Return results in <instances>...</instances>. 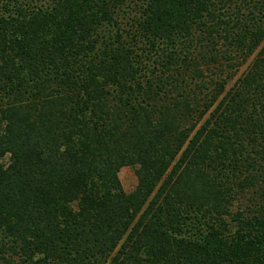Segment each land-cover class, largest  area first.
Returning a JSON list of instances; mask_svg holds the SVG:
<instances>
[{"label": "trees", "instance_id": "16d2710c", "mask_svg": "<svg viewBox=\"0 0 264 264\" xmlns=\"http://www.w3.org/2000/svg\"><path fill=\"white\" fill-rule=\"evenodd\" d=\"M0 264H264V0H0Z\"/></svg>", "mask_w": 264, "mask_h": 264}, {"label": "rangeland", "instance_id": "374dc122", "mask_svg": "<svg viewBox=\"0 0 264 264\" xmlns=\"http://www.w3.org/2000/svg\"><path fill=\"white\" fill-rule=\"evenodd\" d=\"M251 60H252L251 58L248 59L246 63H244L243 65H240L238 69L232 71L234 73V77L230 81V85H232L236 81V79L239 78L247 70V67L250 66ZM119 180H120V183H121V186L124 192L126 193L132 192L137 185L135 171L132 167H123L119 172ZM241 199L242 197L240 198V200ZM245 199L246 200L251 199L254 203L255 202L259 203V194L250 192L245 196ZM240 202L244 203V200H241ZM237 204L239 205L240 203L237 201ZM234 206L235 208L237 207L235 203H234Z\"/></svg>", "mask_w": 264, "mask_h": 264}]
</instances>
